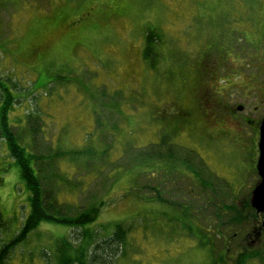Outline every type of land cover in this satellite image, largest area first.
Segmentation results:
<instances>
[{
	"label": "rangeland",
	"instance_id": "obj_1",
	"mask_svg": "<svg viewBox=\"0 0 264 264\" xmlns=\"http://www.w3.org/2000/svg\"><path fill=\"white\" fill-rule=\"evenodd\" d=\"M261 7L264 0H0V80L16 99L10 132L32 143L30 132L38 126L34 154H65V161H51L40 175L44 188L54 184L63 203L75 206L74 212L103 203L89 226L105 247L99 250L103 264H212L203 238L207 231L213 240L217 230H228L223 222L239 216L254 180L232 174L227 168L239 159L224 154L206 166L232 189L217 186L204 192L197 186L201 194L196 201L184 178L168 176L160 189L175 205L142 202L141 186L150 180V186L162 184L160 171L169 165L150 159L142 163L141 151L157 144L146 153L159 157L162 150L165 158L171 150L176 160L186 158L194 150L196 131L203 134L200 143L208 146L210 130H201L208 118L202 116L205 110L198 108L197 97L206 107L212 91L205 88L195 96L200 86L197 58L202 52L225 55L220 75L238 70L239 57L254 50L247 28L259 24ZM150 32L160 40L154 46L156 65L144 59ZM233 44L239 46L234 53ZM30 115L33 121L27 127ZM3 137L0 130L5 244L20 233L30 205L20 168ZM167 138L170 142L164 144ZM43 164L40 159L37 167ZM177 172L184 174L182 167ZM64 174L65 181L76 185L72 195L65 192L68 184L54 180ZM143 193L149 199L158 195L153 190ZM206 208L208 220L202 215ZM197 215L202 218L195 220ZM119 222L131 228L125 249L104 244ZM77 235L63 225L42 224L6 264H57L61 240L77 242Z\"/></svg>",
	"mask_w": 264,
	"mask_h": 264
},
{
	"label": "flooded vegetation",
	"instance_id": "obj_2",
	"mask_svg": "<svg viewBox=\"0 0 264 264\" xmlns=\"http://www.w3.org/2000/svg\"><path fill=\"white\" fill-rule=\"evenodd\" d=\"M258 16L259 24L256 25V22L253 28H247V33L253 38L251 42L254 50L248 49L239 57L238 70L226 71L220 75L219 68L223 67L228 58L225 55L215 57L207 52L199 54L198 68L195 67L200 80L195 96H200L205 88L212 91V94L209 91L207 93L211 102L206 107L197 97L198 108L205 110L202 116L208 118L201 130L204 133L210 130L211 139L206 142L208 146H203L199 141L203 134L196 131L198 138L193 140L194 150H189L186 155L191 166L188 173L191 177L184 178L189 191L196 200L201 194L196 193L197 186L204 192L217 186L222 189L227 186L231 188L222 175L215 174L206 166L208 162L214 164V160L224 154L233 153L236 160L239 159L227 168L232 174L240 177L239 179L250 176L254 180L253 189L246 192L240 203L242 206H239V216L223 222L228 230H217L213 240L208 236L209 231L206 232L203 238L205 244H201L206 245L211 252L212 264H264V208L258 210L251 205L252 194L261 184L258 167L264 134V7L258 10ZM232 48L231 52L234 53L239 46L235 49L233 44ZM213 57L217 64L214 67L211 63ZM215 68L217 69L212 70ZM162 176L161 186L166 178L163 174ZM214 178L221 181L214 182ZM241 184L244 185L243 182ZM207 198L209 200V195ZM208 211L209 208H206L202 214L205 220L209 219ZM198 218L202 217L198 216L195 220ZM230 226L237 230H229Z\"/></svg>",
	"mask_w": 264,
	"mask_h": 264
},
{
	"label": "trees",
	"instance_id": "obj_3",
	"mask_svg": "<svg viewBox=\"0 0 264 264\" xmlns=\"http://www.w3.org/2000/svg\"><path fill=\"white\" fill-rule=\"evenodd\" d=\"M145 39L146 46L144 48V59L145 61H152L156 65V54L154 46L158 45L160 40L154 32H150ZM40 87H43V84ZM0 94L2 97V108L0 109V130L4 136L3 139L5 140L9 148L11 158L14 159V161L20 168V178L24 183L27 191L29 192L30 205V213L20 233L5 244L2 243V235L7 231V223L0 209V264H6L10 259L12 251H14L16 247H19L20 244L25 242L28 239L29 235L38 230V228L42 224H58L63 225L68 229L77 231L78 235L75 238L77 242L69 239L61 240L62 244L59 248H57V264H103V254L99 250L101 248L104 249L105 247L102 244H98V237L92 229H89V226L97 220L99 209L101 208L103 203H93L86 208L83 207V210L79 212L78 210L74 212L75 206L68 204V202L63 203L59 193V188H55L56 186L54 184L51 183L52 187H49L48 189L44 188V185L42 184L43 177L41 178L40 175L44 173V165L50 163L51 161H65L67 158L62 159L65 154L55 152L43 157L34 154L33 150L35 148H33L32 145L35 140V136L41 131L40 127L38 126H36L35 129L30 132V134L33 135L30 136L32 138V143L27 142L25 136H14L10 132L13 125L10 123L9 115L14 110V103L16 99L8 84L2 82L1 80ZM31 117V115L26 117L27 127L28 124L33 121ZM27 136H29V133L27 134ZM167 139L168 141L164 140V144L170 142L169 138ZM156 147L157 144L149 145L146 148L143 147L141 151L142 163L146 159L154 160L156 162L159 161L160 163H162L163 161L167 165H169L167 169H162L160 171L165 177H174L175 175L176 177L178 176L180 178L182 177L186 179L187 177H189L188 173L191 170V166L190 161H188V156H185L186 158L176 160V157L173 156V151L171 150L167 151L165 158L161 156L162 150L159 151V157L156 155L157 152L151 151V153H146L145 149H155ZM181 151L182 150H180V152ZM55 157H57V159ZM40 159L44 164L40 167H37V162ZM137 159L139 160L140 157L138 156ZM180 167H182V169L184 170V174L182 175L178 174L177 172V169ZM66 178V174H64L59 176L58 179L56 178L54 180H58L62 185L68 184L65 187V189H67L65 192L66 194L72 195L73 189H76V185H74L73 187L68 183V181H65ZM145 178L146 176H141V179H143L144 182ZM50 179L52 180L51 177ZM150 183L151 180L148 184L144 183V185L140 188V191L144 196L142 198V202L152 200L155 202L157 201L160 204L169 203L171 205H175L172 202H169L167 199L163 198V193L160 189L162 186L160 184L158 185L156 184L157 182H155V184H151L150 186ZM142 184L143 182L141 183V185ZM84 190L86 189L84 188ZM84 190H82V192H84ZM143 190L156 191L158 194L156 195L158 199H156V196L149 199L148 195L143 193ZM188 215L190 216L191 212ZM130 229L131 228L125 222L117 223L114 226L111 236H108V238L104 241V244L108 245L109 247H112V245L114 244L125 249V247L128 245L126 238L128 236V233L130 232ZM189 231L191 230L189 229ZM200 232L201 231H197V233ZM93 246L95 247V249L91 250Z\"/></svg>",
	"mask_w": 264,
	"mask_h": 264
},
{
	"label": "water",
	"instance_id": "obj_4",
	"mask_svg": "<svg viewBox=\"0 0 264 264\" xmlns=\"http://www.w3.org/2000/svg\"><path fill=\"white\" fill-rule=\"evenodd\" d=\"M258 170L261 177V184L254 190L252 194L251 205L252 207L260 210L264 208V134L262 136V157L259 162Z\"/></svg>",
	"mask_w": 264,
	"mask_h": 264
}]
</instances>
